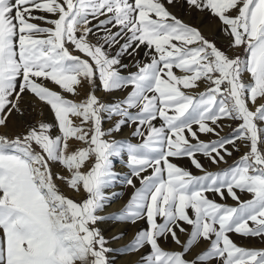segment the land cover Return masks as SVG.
<instances>
[{
    "label": "snow or ice",
    "instance_id": "snow-or-ice-1",
    "mask_svg": "<svg viewBox=\"0 0 264 264\" xmlns=\"http://www.w3.org/2000/svg\"><path fill=\"white\" fill-rule=\"evenodd\" d=\"M178 3L217 18L227 51L170 11ZM97 88L125 94L105 102ZM25 96L54 119L0 131V264H114L113 252L140 253L132 264H264V247L230 235L264 241V0H0V129L24 117ZM124 127L140 142L116 138ZM117 184L133 191L106 212ZM139 221L108 246L124 232L106 238L101 225ZM169 238L178 249L161 247Z\"/></svg>",
    "mask_w": 264,
    "mask_h": 264
},
{
    "label": "rangeland",
    "instance_id": "rangeland-1",
    "mask_svg": "<svg viewBox=\"0 0 264 264\" xmlns=\"http://www.w3.org/2000/svg\"><path fill=\"white\" fill-rule=\"evenodd\" d=\"M170 11H172L178 18L185 21L186 23H189V24L199 28L207 38L213 40L217 44L218 47L227 51V39H226L225 35L223 34V32L221 31L220 22L217 18L213 17L210 13H208L206 11L205 12L193 11L190 13L188 11V8L186 5L181 6V4H179V3L175 7L170 8ZM37 23H39V21H37ZM143 52H144V49L141 48L140 54L137 57L138 59H143ZM131 62L132 61L129 57H124L122 59V63L131 64ZM129 70L134 71L135 69L131 68ZM174 71L178 72V70H175V69H174ZM48 86L54 87L55 90H59L58 87L52 85L51 83H49ZM203 87H204V85L202 84L201 88L198 89L197 91L202 90ZM79 91H80V96H72L70 94H66L67 98L73 99V100H80L85 95L86 89L81 88V89H79ZM124 94H125L124 92L119 91V92H115L111 95H108V94L104 93L103 91H101L99 88L96 89V95L98 97H100L105 102H110V101H112L118 97H122ZM22 107L25 109L24 117L20 118L18 115H13L8 121V125H9L8 129L7 130L0 129V131H7L9 134H11V133H15V132L23 130L25 123H31V122L36 121V120H44V121L48 122V121H52L54 119L50 110L46 107H43L41 105L34 103L32 97L25 96ZM155 123L158 126L160 124V121L157 120V121H155ZM223 123L228 124L230 122L224 121ZM109 126H110V122L105 121L103 124V127L105 129H107ZM234 127H235V124H232V127H225L223 132L221 133V135L230 133L232 131V128H234ZM131 130L132 129L130 127H124L123 130L117 134L116 138H118V139L127 138V139H130L132 143L140 142L138 138H133L130 136ZM200 138H201V140H205V141L215 139V137H213V136H205L203 134H201ZM71 143H72L73 148L82 146V145L77 144L74 141ZM243 151H244V148H243V145H241V151L240 152H233L232 157H226L227 164L222 163L219 165V168H221V169L226 168L228 165L232 164L233 161L236 160L237 157L239 155H241ZM126 158L127 157L125 154L124 161H126ZM198 159L201 160V162L204 164L205 168H207L208 170H210V171L217 170V166L211 164L203 156L198 155ZM124 161L115 162V170L122 173V174L128 175L130 173H129V170L127 169ZM172 162L176 163L178 166H180L182 168H185V169L191 171L194 175H200L201 174L197 169H195L191 165L190 161L187 158L173 159ZM135 183H136L137 187L140 186L138 180L135 181ZM61 190L64 191L66 195H69L75 199H79V197L75 193L69 192L63 186H61ZM117 190L120 191L122 193V195L119 198L112 200L111 203L107 206V208L110 207L113 202H119V205H116L112 209H109V210L105 209L106 212H114V211H118L119 209H121L125 205L127 200L129 199V197L133 191V189L131 187L122 186L120 184H117L113 188L106 189V192L110 193L112 191H117ZM209 198L215 199L216 202L223 203V204H226L228 206H235V204H236L235 201H233L231 198H227V197L225 199L221 200L219 196H213L212 194H209ZM241 198L242 199H248V198H250V196L245 193V194H241ZM101 227L103 229V234L105 235L106 238L110 237L111 235L115 234L118 231L124 232V236L122 239L109 242V245H108L109 247L118 248L121 245L130 241L131 238L133 237V234L136 232V230L138 228L146 227V224L144 221H139L135 225L108 222L106 224L101 225ZM178 235H180V238L182 241L186 239V236L184 234L178 233ZM230 235H231V238L240 246L255 247V248L264 247V241H261L258 238H243V237H241L237 234H234V233L230 234ZM160 245L165 250L178 249V246L172 242L171 238H169L167 241L161 239ZM206 247H207V242L201 241L196 247L193 248L192 253L189 254V258H191L192 254H194V253H196V252H198V251H200ZM143 251L147 252L148 249L145 248ZM139 255H140V253H137L135 255H121L117 252H113V253L109 254V257H110V259H113L114 264H132V262L138 260Z\"/></svg>",
    "mask_w": 264,
    "mask_h": 264
},
{
    "label": "bare ground",
    "instance_id": "bare-ground-1",
    "mask_svg": "<svg viewBox=\"0 0 264 264\" xmlns=\"http://www.w3.org/2000/svg\"><path fill=\"white\" fill-rule=\"evenodd\" d=\"M117 169H118V168H117ZM116 205H119V202H113L112 205H111L110 207H108V208L106 207L105 209H106V210L112 209V208H113L114 206H116Z\"/></svg>",
    "mask_w": 264,
    "mask_h": 264
}]
</instances>
